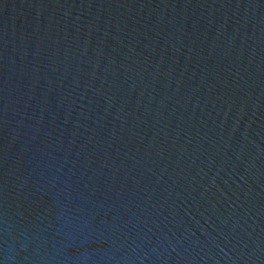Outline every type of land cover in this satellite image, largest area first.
<instances>
[{"label": "water", "instance_id": "1", "mask_svg": "<svg viewBox=\"0 0 264 264\" xmlns=\"http://www.w3.org/2000/svg\"><path fill=\"white\" fill-rule=\"evenodd\" d=\"M0 264H264V0H0Z\"/></svg>", "mask_w": 264, "mask_h": 264}]
</instances>
